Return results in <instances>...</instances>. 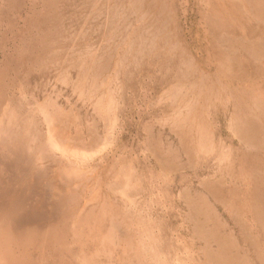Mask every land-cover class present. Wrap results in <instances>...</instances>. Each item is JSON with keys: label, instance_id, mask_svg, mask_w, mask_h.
Instances as JSON below:
<instances>
[{"label": "bare ground", "instance_id": "bare-ground-1", "mask_svg": "<svg viewBox=\"0 0 264 264\" xmlns=\"http://www.w3.org/2000/svg\"><path fill=\"white\" fill-rule=\"evenodd\" d=\"M184 1L0 0V264H264V180L244 151L238 162L247 166L234 177L236 151L216 140L208 119L211 107L230 103L233 135L264 152V90L251 82L264 74V0H195L203 31L195 39L206 40L199 56L177 34ZM52 64L47 90L40 86L48 85L42 77ZM142 72L151 82L169 77L145 102L160 105L144 125L142 152L158 164L146 171L125 145L115 147L120 108L134 97L132 82L142 85ZM154 123L175 133L190 160L217 151L218 171L231 177L179 193L191 243L203 241L198 253L182 234L173 238L174 228L166 235L165 213L148 211L149 203L166 207L180 151L152 133ZM238 177L252 179L251 202L242 206L233 196ZM228 181L234 185L225 189ZM216 202L239 221L253 259L238 249L241 237L227 232Z\"/></svg>", "mask_w": 264, "mask_h": 264}, {"label": "rangeland", "instance_id": "rangeland-1", "mask_svg": "<svg viewBox=\"0 0 264 264\" xmlns=\"http://www.w3.org/2000/svg\"><path fill=\"white\" fill-rule=\"evenodd\" d=\"M214 1H216V0H214ZM191 2L193 5L191 4ZM183 7H184L183 9L182 8L178 9V13L180 12L178 14V15H180L178 21L181 24V26L178 27L177 34L180 37V39L182 40L183 46H185V48L188 49L187 52H191L197 56H199L201 54L203 55V53H206V50L202 49L201 46H204L203 43H205L206 40H201L199 38H198L199 40L195 39V37L198 36L197 33H199V36L203 34V31L201 29V23H200L201 22V19H200L201 11L197 7V5L195 4V0H186V4L184 1ZM196 9H197V11H196ZM1 58H2V56L0 55V59ZM214 66H215L214 64L208 65L206 67V69L209 72L210 71L214 72V70H215ZM263 66H264V64H263ZM53 69L56 70L57 65L54 66V64H52L47 68V70H46V72L42 78H44L46 81H48V85L44 86V87L40 86L41 88L47 87L46 88L47 90L51 89V85L54 84L53 80H54L55 73H56V71H54ZM255 71H256V69L253 71L254 74L259 75V72L256 73ZM143 75H145L144 72H142L137 77V79L140 82L142 81L141 82L142 85H140V83H137L135 80L132 82L133 83L134 97L132 96V99L129 100L128 103L126 102V104H129V105H127L128 107L122 106L123 109L120 108L122 111L121 117H120L121 129L118 128L116 130L115 147L125 145L126 147L124 150H125L126 154L130 155L133 158H136L135 160H136V163H137L139 169H141V171H146V170H149L150 168H153V167L157 168L158 164H156L157 162L155 161V159L152 156L145 157L146 152L145 151L142 152V149L144 148V142L146 139V134H147L146 129L144 128V125L147 122L153 121L152 120L153 117L157 116L159 114L160 105L158 103L157 105L154 104V105H148L147 106V105H145V102L147 100H150V99H151V101H154L159 96L161 89H162V85L163 86L167 85L169 77L167 78V76L166 77L160 76L161 77L160 78L158 76L159 78L157 77V79H159V80H156L155 82H151L147 77L144 78ZM36 77H37V81L38 80L40 82L42 81L39 76H36ZM36 77H35V79H36ZM164 77H165V79H163ZM248 81L250 83L251 80H248ZM254 81H256L257 83L259 82L258 85L261 86V88H263L262 90H264V74H262L261 78H259V77L256 78V76H255L251 82H254ZM144 82H146V83H144ZM226 82H228V85H235L236 83H240L239 80H235L234 78H231V79L228 78V81H226ZM57 85H58V88L61 90L62 95H70L71 94L70 88L68 86H66L64 84H60V87H59V84H57ZM140 86H143L144 88L147 87L148 92H146V93L142 92V88H140ZM65 89H66V91H64ZM38 93L40 95L42 94L41 91H38ZM62 95L60 97V101L65 102V97ZM75 99H76V97L72 98V100H75ZM134 101H136L135 104L133 103ZM146 103H148V101ZM77 104L79 106L80 102H77ZM80 107H81V111L83 112V115L91 114V112H89L91 110H90V107L88 105H86V107H85V105H82ZM145 107H146V109H145ZM143 109H144V111H143ZM231 109H232V106L230 103H224V104H219V105L217 104L216 107L213 106L209 109L210 115L208 116V119L210 118L209 120L212 123V130H214L215 134L217 135L216 140H218V142H220V143H221V141H223L226 144L232 145L234 150L236 151L235 152V154H236L235 155V159H236L235 166H233V168H232L234 171V177L239 176V172H241V168L247 166L246 165L247 162H245V163L243 162V164H244L243 166H242V162L241 163L238 162V161H240L241 153H243L242 151H244V153L250 154L251 158L249 160H252L250 165H256V167L259 171L260 177H262L264 180V172H263L264 171V152L262 151V152L256 154V152H257L256 150L246 148L238 140V138L233 135V133L231 132V130L227 126L228 122H229L228 118L230 116ZM219 115H221V117ZM132 123L134 125H132ZM154 124L155 125L152 126V133L154 135H158V132H159L160 138L164 144H167L168 141L170 140L171 143L173 144V146L178 148V150H180V151L177 152V157H178L177 160L178 161H175L176 163L173 161L174 165L171 166L172 168H170L172 170L173 179L171 180L169 186H167V187H169L170 196L168 197V200L166 202V207H162L161 205H158V204L154 206L153 203H149L148 211L152 214L159 213V215H160V213L161 214L165 213L168 223L166 222V225H164L163 228H164V231L166 232V235L169 236L172 233L169 231L172 228H174L173 238L175 237L176 234H182V237H184L188 240L187 242H188V245L191 246L192 252L198 253L199 252L198 249L203 244V241H201L199 239H195L191 243L190 233L192 231V226H191L190 222H188V221L185 222L187 208H186L184 199L182 197H180L179 193L181 192V189L183 190L184 188H187V187L190 189L191 193H194V192L196 193L197 190L204 192L206 190L205 189L206 186H203L205 179H210V181H215L216 179L218 180V178L221 176V174H224L223 177L226 180H230L231 177L229 174L227 175L226 171H223L222 173H220L218 171V169H217V165H218L217 164V154H218V152L217 151H215V153L212 155L211 154L205 155L203 158H201L202 160H196V161L194 159L190 160L189 157L191 156V154H189V153L186 154V152L183 151V149L181 148V143L179 142V139L177 138L175 133L172 132L171 130H169V128L166 125L164 127L163 126L161 127V125L158 126L157 123H154ZM168 131L170 132L169 134L167 133ZM172 137H174V138H172ZM172 139H174V140L172 141ZM240 148H241V150H240ZM255 156H258V157H255ZM180 162H184V163H180ZM192 163H193V166L192 167L189 166V165H192ZM147 165L148 166L150 165V166L148 167ZM175 165H176V167H175ZM151 166H153V167H151ZM186 168H188V169H186ZM157 171L158 170H155V172H157ZM250 179L251 178L246 179V180H241V178L239 179V177H238V179L236 180L240 186H237L238 191L233 196H235V197L237 196L236 200H237L238 206H242L243 203L244 202L247 203V201L251 202V199L249 198L250 194H248V190H247L251 187V184H252V181H251L252 179L251 180ZM232 185H234V184H232L228 181L227 183H225L224 188L227 189V188L231 187ZM178 194H179V196H178ZM147 197H148L147 192H143L140 195L141 199L147 198ZM210 198L212 199V197H210ZM245 199H246V201H244ZM169 206H171L172 208L170 209ZM215 209H217L218 213L221 215V218L226 220L227 232H232L236 237H239V238L241 237L240 238L241 243L239 244L238 249L240 248V249L245 250L253 259L254 256H256V254L253 250V247L250 245V242H248L246 240L242 241L243 238L241 236L242 231H241L240 223L236 218L235 219L233 218L232 213L228 210V205H226V203L221 204V203L216 202L215 203ZM245 214L248 217L250 215V211L248 210V212H246ZM257 227H258L257 229H259V231H260V226H257ZM161 229H162V227H161ZM253 262H254V264H260V261L258 259H254Z\"/></svg>", "mask_w": 264, "mask_h": 264}]
</instances>
